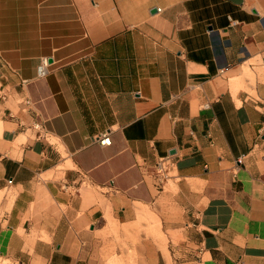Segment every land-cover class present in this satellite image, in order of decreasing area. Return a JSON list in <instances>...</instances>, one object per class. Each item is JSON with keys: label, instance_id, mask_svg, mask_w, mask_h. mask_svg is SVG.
Masks as SVG:
<instances>
[{"label": "crops", "instance_id": "crops-1", "mask_svg": "<svg viewBox=\"0 0 264 264\" xmlns=\"http://www.w3.org/2000/svg\"><path fill=\"white\" fill-rule=\"evenodd\" d=\"M144 214L136 264H264V0H0V258L107 264Z\"/></svg>", "mask_w": 264, "mask_h": 264}, {"label": "rangeland", "instance_id": "rangeland-1", "mask_svg": "<svg viewBox=\"0 0 264 264\" xmlns=\"http://www.w3.org/2000/svg\"><path fill=\"white\" fill-rule=\"evenodd\" d=\"M173 183L170 184V189H173ZM153 217L149 215H141L137 222L128 224L130 230L127 232L124 229L126 225L118 224L117 232L115 229L108 225L107 228L99 232V237L102 240L99 254L101 258L110 264L111 261H116L119 264H136L135 261V245L143 238L153 237L160 240L152 229ZM100 227V224L97 225ZM0 264H44L38 261L28 260H12L6 257L0 258Z\"/></svg>", "mask_w": 264, "mask_h": 264}, {"label": "built area", "instance_id": "built-area-1", "mask_svg": "<svg viewBox=\"0 0 264 264\" xmlns=\"http://www.w3.org/2000/svg\"><path fill=\"white\" fill-rule=\"evenodd\" d=\"M49 72V61L47 58H43L39 66L37 67L38 77H45ZM94 141H98L101 145H111L112 141L108 132L102 133L94 138ZM177 158L175 155L169 154L164 157H160L152 165L145 163L140 167L144 175L150 176L154 187L158 191H163L169 181L178 177L177 174Z\"/></svg>", "mask_w": 264, "mask_h": 264}, {"label": "water", "instance_id": "water-1", "mask_svg": "<svg viewBox=\"0 0 264 264\" xmlns=\"http://www.w3.org/2000/svg\"><path fill=\"white\" fill-rule=\"evenodd\" d=\"M156 10H157V9L154 8V9H153V12H155Z\"/></svg>", "mask_w": 264, "mask_h": 264}]
</instances>
